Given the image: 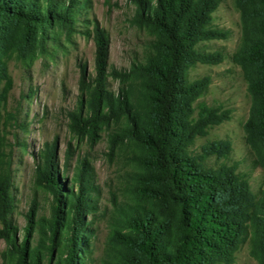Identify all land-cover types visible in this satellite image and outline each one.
<instances>
[{
  "label": "trees",
  "instance_id": "16d2710c",
  "mask_svg": "<svg viewBox=\"0 0 264 264\" xmlns=\"http://www.w3.org/2000/svg\"><path fill=\"white\" fill-rule=\"evenodd\" d=\"M253 36L247 38L235 60L248 64L249 90L255 104L245 124L249 144L260 150L264 144V0H236ZM134 12L131 24L145 29L151 39L142 60L128 68L108 63L109 39L98 23L93 24L95 73L88 75L80 63L83 98L69 113L70 128L95 141L105 131L109 153L130 148L134 203L121 209L119 227L112 229L105 255L93 257L94 229L83 214L93 209L88 157L79 160L72 178L74 192L63 178L56 142L47 143L35 166V183L52 194L49 218H37L34 202L26 212L24 235L9 214L12 161L0 147V239L6 264L52 262L56 246L67 247L64 261L56 264H232L242 244L253 237L254 248L264 264V207L262 213L249 177L237 163L208 165L207 159L227 157L228 142L193 146L209 129L230 117L229 110L200 101L210 77L191 79L198 63L216 64L221 51H207L201 43L227 38L229 31L213 25V13L221 0H129ZM88 0H0V18L11 16L27 34L41 39L70 38L77 30L80 11ZM115 79L116 91L109 87ZM0 103L11 79L0 61ZM1 142V139H0ZM261 160V161H260ZM260 160L264 164V154ZM34 232L39 239L33 244ZM65 239V242H64ZM62 253L58 258H61Z\"/></svg>",
  "mask_w": 264,
  "mask_h": 264
},
{
  "label": "rangeland",
  "instance_id": "374dc122",
  "mask_svg": "<svg viewBox=\"0 0 264 264\" xmlns=\"http://www.w3.org/2000/svg\"><path fill=\"white\" fill-rule=\"evenodd\" d=\"M134 6L129 0H88L79 13L77 30L68 39H41L39 33L27 34L21 22L11 16L0 18V61L11 79V87L0 103V147L11 157L13 208L9 218L18 226L21 240L27 223L26 212L36 203L37 218H49L52 194L35 183V166L47 143L56 142L59 169L67 178L74 192L78 182L73 177L79 160L88 157L91 179L95 188L91 192L93 209L84 212V222L94 229L93 257L99 261L109 247L112 229L118 228L121 209H129L134 203L132 171L129 161L130 148L120 147L109 153L107 134L100 132L95 141L86 135H77L70 128L69 113L76 110L83 98L80 88V63H84L88 75L95 73L93 24L98 23L109 39L108 63L118 68H128L133 61L142 60L147 53L149 33L130 23ZM214 26L229 31L227 38L212 39L201 43L207 51H221L220 63H198L190 69L191 79L209 76L211 81L199 99L213 106L229 110L230 117L212 126L205 137H199L193 146L200 151L203 143L222 140L229 143L227 157L215 155L207 164L237 163L238 171L249 177L256 195L259 213L264 207V164L255 163L264 154L254 149L247 140L245 124L255 104L249 90L251 67L235 60L244 41L253 36L251 23L246 24L236 0H221L213 13ZM6 85L0 80V91ZM109 87H119L109 78ZM261 161V160H260ZM33 244L39 239L34 232ZM65 242V239H64ZM6 243L0 239V264H6L2 252ZM67 247L56 246L50 264L64 261ZM62 253L61 258H58ZM261 252L254 248L253 237L241 245L232 264H262ZM44 264H49L45 260Z\"/></svg>",
  "mask_w": 264,
  "mask_h": 264
}]
</instances>
